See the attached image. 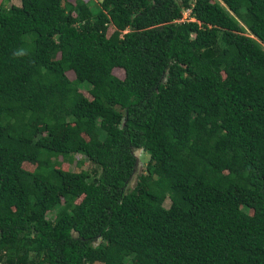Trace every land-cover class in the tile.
<instances>
[{
  "label": "trees",
  "instance_id": "trees-1",
  "mask_svg": "<svg viewBox=\"0 0 264 264\" xmlns=\"http://www.w3.org/2000/svg\"><path fill=\"white\" fill-rule=\"evenodd\" d=\"M263 46L264 0L0 2V264H264Z\"/></svg>",
  "mask_w": 264,
  "mask_h": 264
},
{
  "label": "rangeland",
  "instance_id": "rangeland-1",
  "mask_svg": "<svg viewBox=\"0 0 264 264\" xmlns=\"http://www.w3.org/2000/svg\"><path fill=\"white\" fill-rule=\"evenodd\" d=\"M70 3H74L76 0H66ZM84 1L88 6H92V4H98L100 0H82ZM213 1H217L219 2V0H213ZM0 2L3 3V6L4 7H8V5L10 4H17L19 2V0H0ZM192 20V18L189 17L188 15V10H182V16H181V19L180 20ZM112 30V26L109 25L107 27V30H106V33L109 34ZM264 47V46H263ZM58 57V56H57ZM55 66V63L54 62H46L43 64V67L44 68H52ZM112 73L115 74L116 76L118 77H122V70L119 69V68H114L112 70ZM67 77H69L70 79L73 78V74L72 72L68 71L67 72ZM86 86H81L78 88V91L84 96V97H87L89 98V95L86 91ZM65 131H61L59 135H62ZM137 158V168H136V171H135V174L140 172V171H144V166H145V163L147 161V154L144 153L142 150L140 149H136L134 150L133 152ZM59 160V166L64 169V170H71V171H79V170H82V171H90L91 169L94 168V166L88 162L85 158H83L82 155L80 154H74L72 156V159H70L69 161H65V160H61V158H58ZM22 167L26 170H32L33 168V165L30 164V163H27V162H23L22 164ZM134 181V178L131 179L130 183L128 184L129 186L132 185ZM59 200V197H56L55 198V202H58ZM79 198H76V201H78ZM164 206H167L168 205V200L166 199L163 203ZM53 211H47L46 212V217L51 219L53 217Z\"/></svg>",
  "mask_w": 264,
  "mask_h": 264
},
{
  "label": "water",
  "instance_id": "water-1",
  "mask_svg": "<svg viewBox=\"0 0 264 264\" xmlns=\"http://www.w3.org/2000/svg\"><path fill=\"white\" fill-rule=\"evenodd\" d=\"M134 150H136V149H135V148H132V149H131V153H132V154H134V153H133ZM133 156H134V158H135V161H134V167H133V170H132V173H131V176H130V179H129V182H128V183H130L131 179L134 178V176L136 175V174H135V171H136V168H137V164H138V162H137V158H136V156H135V155H133Z\"/></svg>",
  "mask_w": 264,
  "mask_h": 264
},
{
  "label": "clouds",
  "instance_id": "clouds-1",
  "mask_svg": "<svg viewBox=\"0 0 264 264\" xmlns=\"http://www.w3.org/2000/svg\"><path fill=\"white\" fill-rule=\"evenodd\" d=\"M26 51L24 49H18L14 52V56L16 57H22L24 55H26Z\"/></svg>",
  "mask_w": 264,
  "mask_h": 264
}]
</instances>
